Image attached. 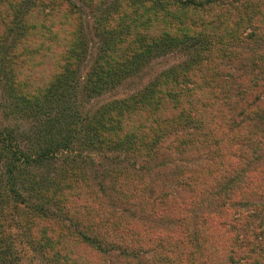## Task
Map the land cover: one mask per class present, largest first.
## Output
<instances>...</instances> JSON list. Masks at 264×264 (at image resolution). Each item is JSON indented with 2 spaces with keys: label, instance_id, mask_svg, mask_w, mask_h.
I'll list each match as a JSON object with an SVG mask.
<instances>
[{
  "label": "trees",
  "instance_id": "1",
  "mask_svg": "<svg viewBox=\"0 0 264 264\" xmlns=\"http://www.w3.org/2000/svg\"><path fill=\"white\" fill-rule=\"evenodd\" d=\"M253 1L0 0V109L5 118L34 122L27 138L39 145L34 152V143L26 148L11 127H0V162L5 159L4 170L0 167V204L9 216L28 208L60 227L46 245L40 246L34 237L30 244L43 254L56 249L54 264H64L72 246L80 250V264H145L140 257L150 251L155 254L152 264H224V258H231L208 249L219 234L224 236L218 226L213 233L204 231V239L202 230H188L187 217L182 241L169 232L164 237L156 231L117 232V222L99 215L107 202L95 194L97 188L84 170L107 161L102 167H112L110 174L122 176L112 182L116 198L130 206L140 203V192L148 183L135 164L146 162L148 167V162L157 161L160 150L155 146L166 134H180L178 144L185 147L187 134L203 132L202 124L222 101V86L215 75L209 77L210 70L250 47L244 44L248 26L241 24L240 13ZM123 3L132 8H123ZM96 40L97 52L90 55L85 75L90 43ZM171 54L183 58L107 108L82 115L70 104L80 85L88 95L100 93L99 79L106 88L114 87L153 59ZM51 73L55 79L48 86L45 78ZM213 127L221 125L215 122ZM128 143L137 144L136 153L119 152ZM77 147H92L100 157L95 162ZM48 166L51 173L43 171ZM103 168L97 170L100 179L106 175ZM182 172L186 185L198 179L187 169ZM137 182L142 184L140 191L134 187ZM41 196L65 208L51 211ZM1 234L0 226V264H21L22 243L4 242ZM149 234L154 245L146 242ZM239 261L231 259L230 264Z\"/></svg>",
  "mask_w": 264,
  "mask_h": 264
},
{
  "label": "rangeland",
  "instance_id": "2",
  "mask_svg": "<svg viewBox=\"0 0 264 264\" xmlns=\"http://www.w3.org/2000/svg\"><path fill=\"white\" fill-rule=\"evenodd\" d=\"M127 6L129 5L123 3L122 7ZM131 8L132 5L127 7ZM251 11L253 14L249 18ZM240 15L241 24L248 26L243 33L244 44L250 47L244 48V54L241 56H231L220 67L211 68L209 73V77L215 75L214 80L222 86L221 104L211 112V118L202 124L203 132L187 134L184 146L188 151H184L185 147L178 144L180 134H166L165 137L159 138L161 141L155 146L160 150L157 161L148 162V167L146 162L139 161L135 164L140 178L148 183L140 192L141 202L130 206L116 198L112 191V182L122 176L110 174L112 167L105 170L103 167L107 161L103 160V167H94L92 170L85 167L84 172L87 173L92 188H97L98 193L95 194H99L98 196L107 202V207L101 206L98 209L99 215H102L103 219L111 218L117 222V232L156 231L160 232L162 237L165 232H169L175 233L174 237L182 241V231L185 228L183 219L187 217L188 230L191 233L196 232L197 228L202 230L204 239V231L213 233L215 226L221 229L224 236L219 234V238H215L210 248L206 249L224 253L225 257L230 256L229 260L224 258V264H230L231 259L240 260L239 264H264V0L249 2L241 9ZM87 19L90 20V17ZM251 25L252 27H249ZM96 44L97 40L90 43L89 57L85 61L87 68L82 71L85 75L91 64L90 55L92 57L97 52ZM182 58L180 54H171L153 59L143 70L128 75L121 84L114 87L106 88L99 79L100 93L88 95L80 85L70 104L77 110L80 108L82 115H85V112L94 114L99 108H107L116 100L137 92L163 69L178 63ZM45 79L49 86L55 76L51 73L46 75ZM49 92L52 93V90ZM2 97L4 96H0V100ZM62 100L65 101L64 98ZM109 114L112 115L110 110ZM75 115L77 116V113ZM215 122L221 125L217 130L213 127ZM32 123L34 122L29 119L17 116L5 118L0 109V127H11L17 140L26 148L34 143L32 151L36 152L39 145L27 138ZM136 147V143H128L122 147L123 151L119 152L136 153ZM76 149L86 156H94L95 162L99 159L97 157H100L92 147ZM0 154L3 155L2 151ZM4 161L5 159L0 162L3 170ZM102 168L106 173L104 179L97 176V170L101 171ZM183 169L189 170L192 178H198L195 183L193 179L188 185L182 181L180 174ZM45 170L51 173L53 168L48 166L43 171ZM134 185L135 189L140 191L141 182ZM41 198L42 204L51 211L65 208L58 207L44 196ZM25 209H16L9 216L5 205L0 204L1 238H4V242L16 246L22 243L21 264H54L57 261L54 253L56 249L43 254V249L30 244L29 241L34 237L38 238L40 246L45 244V241L47 243L50 235L60 231L59 222L34 216L28 212L30 209ZM170 220L173 223L168 222ZM151 237L150 234L146 235V242L154 245L153 240L149 242ZM71 250L66 254L67 264H80V250L74 246ZM154 257V251H150L143 253L140 260L145 264H152ZM117 264H121V261Z\"/></svg>",
  "mask_w": 264,
  "mask_h": 264
}]
</instances>
